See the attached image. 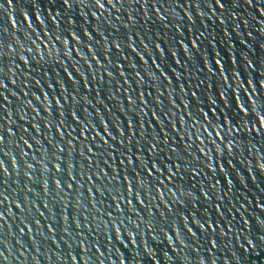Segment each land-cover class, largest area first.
I'll return each mask as SVG.
<instances>
[{"label":"water","instance_id":"1","mask_svg":"<svg viewBox=\"0 0 264 264\" xmlns=\"http://www.w3.org/2000/svg\"><path fill=\"white\" fill-rule=\"evenodd\" d=\"M0 85V264H264V0H0Z\"/></svg>","mask_w":264,"mask_h":264},{"label":"snow or ice","instance_id":"2","mask_svg":"<svg viewBox=\"0 0 264 264\" xmlns=\"http://www.w3.org/2000/svg\"><path fill=\"white\" fill-rule=\"evenodd\" d=\"M9 2H11V0H9ZM64 2H65V3H68L69 0H64ZM216 2H217V4H219V0H216ZM96 3L100 5V0H96ZM130 19H131V18H130ZM130 45H131V43H130ZM157 47H159V46L157 45ZM0 87H2V85H0ZM141 110L143 111V109H141ZM245 111H247V109H245ZM72 115H73V116L75 117V119H76L75 114H72ZM81 132L84 133V129H83V128H82ZM89 151H91V150H89ZM130 163H131V162H130ZM151 167H152V169H155V167H156V163H152ZM101 171H103V170L101 169ZM170 175H171V173H170ZM57 187H59V185H57ZM128 191L131 192V189L128 188ZM137 197H139V195H137ZM137 197H136V198H137ZM202 227H203V226H202ZM188 231L190 232L191 229H188Z\"/></svg>","mask_w":264,"mask_h":264}]
</instances>
